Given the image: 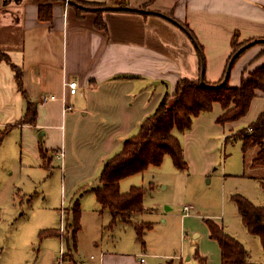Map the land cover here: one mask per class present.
<instances>
[{"label":"crops","instance_id":"1","mask_svg":"<svg viewBox=\"0 0 264 264\" xmlns=\"http://www.w3.org/2000/svg\"><path fill=\"white\" fill-rule=\"evenodd\" d=\"M46 1L0 0V50L11 58L10 62L0 60V153L9 143L12 155L8 165L0 167V173L11 174L3 182L2 192H8L15 206L26 201L33 206L32 193L40 191V174L49 168L51 178L56 171L60 178L57 194H50L53 189L45 184L47 204L56 212L48 215L41 228L34 229L43 244L38 255L26 257L27 262L144 264L151 254L146 251L140 252L144 260L140 253L122 249H101L89 259L81 255V233L85 210L89 208L84 199L94 194L92 209L100 217L99 225H104L103 212L109 216V223L113 221L112 214L102 210L92 189L101 184L99 175L104 162L137 133L143 120L155 111L166 92H174L181 78L199 79L203 72L208 83L219 82L236 33L241 40L251 39L254 44L231 67L230 85L239 86L264 62L262 58L253 61L264 47V0H80L100 6L81 5L78 0H53L51 18L42 19L40 4ZM99 10L105 28L96 24ZM11 62L22 70V89ZM72 80L78 82L75 93L68 85ZM51 95L55 98L45 99ZM29 104L36 109L33 122L24 120ZM216 105L220 107L218 113L207 116L209 111L202 112L194 117L190 129L175 132L189 168L197 162L189 144L192 139L196 142L201 152L197 156L204 159L202 169L197 171L205 174L214 165L206 142L211 145L215 134H222L225 142L240 141L245 168L248 152H244L243 140L232 134L264 112V91H258L248 113L237 120L219 122L224 108L215 102L213 111ZM230 168H234L229 171L233 176L246 175L244 168ZM259 172L256 183L263 187L264 166ZM63 195L68 206L66 225L77 202L81 207V229L75 242L72 237L73 246L68 228L63 236L57 221ZM60 211L62 216V207ZM190 215L196 214L183 212V217ZM229 233L236 237L232 231ZM62 237L67 245L61 258ZM143 244L146 246V241ZM212 249L200 248L197 252L206 258V264H222L217 241ZM168 256H173L169 260L174 264H183L182 255ZM178 256L180 262L176 261ZM191 258L187 256V260Z\"/></svg>","mask_w":264,"mask_h":264},{"label":"rangeland","instance_id":"2","mask_svg":"<svg viewBox=\"0 0 264 264\" xmlns=\"http://www.w3.org/2000/svg\"><path fill=\"white\" fill-rule=\"evenodd\" d=\"M238 42L243 41L239 38ZM262 50L264 47L258 54ZM261 58L264 60V55L259 59ZM259 59L257 61H260ZM218 110L220 107L216 105L214 111L212 109L207 112L210 114L207 116L218 113ZM244 125L241 123V126ZM236 133L232 134V137H236L238 135ZM210 141L211 145L209 141L206 143L207 149L211 148L208 152L214 160V165L208 174L197 171V169H202L204 159L197 156L201 152L197 150L198 145L192 139L189 145L193 149L192 156L197 158L194 168L191 166L186 170H181L175 166L171 155L166 154L162 164L152 165L145 172L122 180L123 192L133 185L146 189L145 208L142 212L135 213L130 222L116 220L109 223L110 219H106L109 216L103 212L101 222L104 225H99L100 217L92 209L96 199L93 193H89L84 199L89 203V208L85 210L83 233H81L83 234L79 250L81 255L89 259L92 255L95 257L101 249H122L132 253L143 251L151 253L146 257L144 264H165L173 257L169 258L168 255L174 254L184 257L183 264H204L196 257V252H200V248L212 252L216 241L208 233L207 221L214 220L223 223L229 232L232 231L236 238L246 244L250 261L264 263V248L261 239L247 231L237 204L232 199L235 193H242L252 201L264 205V189L256 183L257 175L261 174L259 170L264 165L251 164L256 151L253 148L247 151L244 168L240 141L225 142L222 134H215L214 139ZM11 158L10 145L6 143L0 153V167L7 166ZM231 166H236V169L244 168L246 175L243 177L231 175L229 171L234 169L230 168ZM10 177L11 174H7V171L0 173V218L2 217L0 221V264H46L35 263L33 260L28 263L26 257L31 259V256L38 255L42 248L43 241L35 234L34 229L41 228L48 215L53 216L56 212L47 204L49 198L45 197V184H49L53 189L50 194H57L60 178L57 171L51 178L49 168H46L40 174V191L32 193L34 205L28 206L26 201L22 206H15L9 200L8 192H2L3 182ZM27 197H30L29 194ZM186 204L191 205V211L196 215L183 217V207ZM60 207L68 208L64 195L59 204V212H61ZM59 212L57 221L60 226ZM146 222L151 223L152 228L144 227L142 239H140L138 226ZM71 223L72 217L67 227L73 246ZM196 234L198 237L195 238ZM94 240L98 244H95ZM143 240L146 241V246ZM65 243L67 245L66 240ZM188 255H192L193 258L187 260ZM180 257L177 258V262H180ZM209 257L212 261V256Z\"/></svg>","mask_w":264,"mask_h":264},{"label":"trees","instance_id":"3","mask_svg":"<svg viewBox=\"0 0 264 264\" xmlns=\"http://www.w3.org/2000/svg\"><path fill=\"white\" fill-rule=\"evenodd\" d=\"M52 1L47 0L40 4V18H51ZM77 2L87 6L101 5L80 0ZM96 24L101 28L106 27L101 10L98 11ZM238 39L239 35L236 33L232 38V52L228 59L227 68L219 82L210 84L205 79L203 82L201 78H181L174 92H166L155 111L143 120L137 133L129 136L124 141L122 148L104 162L99 175L101 184L92 189L95 191L102 210H108L112 214V222L116 220L130 222L135 213L142 212L145 208L146 189L142 186L133 185L128 191L122 192L120 187L122 179L145 172L152 165L162 164L166 154L171 155L177 168L188 169L189 164L185 158L180 138L175 133L176 130L184 132L190 129L194 117L202 112L211 111L215 102H220L224 108V113L218 117L219 122L237 120L248 113L251 102L258 91H264V62L256 67L248 77H244L239 86H231L229 78L223 83L233 56L245 44H248L233 58L231 67L254 44L251 39L242 40L243 42H238ZM263 55L264 50L257 54L253 61ZM0 60L10 62L11 58L6 52L0 50ZM12 65L16 71L18 84L22 89V70L14 63ZM35 117L36 109L29 104L24 120L33 122ZM250 129L252 130L250 131ZM237 133L238 137H236L243 140L244 152L247 153L252 148L256 150L252 164L254 166L264 165V112ZM261 184L264 187V178H261ZM232 199L237 204L247 230L251 234L259 236L264 247V205L256 204L242 193H235L232 195ZM80 218L81 207L77 202L73 209L70 225L73 229L74 242L77 232L81 229ZM207 223L210 236L219 243L222 264H264L250 261L248 259L249 252L244 243L226 231L222 224L214 220H208ZM144 227L151 228L152 224L146 222L138 226L140 239H142ZM196 256L202 263L206 262V258L200 256L198 252H196ZM166 264H174V261L171 259Z\"/></svg>","mask_w":264,"mask_h":264},{"label":"built area","instance_id":"4","mask_svg":"<svg viewBox=\"0 0 264 264\" xmlns=\"http://www.w3.org/2000/svg\"><path fill=\"white\" fill-rule=\"evenodd\" d=\"M68 85L70 87V91L72 93H75L76 90H77V87H78V82L77 80H72L70 82H68ZM48 98H55L54 95H51V96H46L45 99H48ZM252 129H250L251 131ZM191 205L189 204H186L184 207H183V211L185 213H189L191 211ZM67 225H66V220H65V208H62V216H61V231H62V234L64 236V234L66 233V230H67ZM63 241V240H62ZM64 242V243H63ZM62 242V245H61V249H60V257L62 258L64 255H65V241ZM142 260L145 259L144 255L142 254V257H141Z\"/></svg>","mask_w":264,"mask_h":264},{"label":"water","instance_id":"5","mask_svg":"<svg viewBox=\"0 0 264 264\" xmlns=\"http://www.w3.org/2000/svg\"><path fill=\"white\" fill-rule=\"evenodd\" d=\"M242 48H243V47H242ZM242 48H241V49H242ZM241 49H240V50H241ZM240 50H239V51H240ZM239 51H238L237 53H239ZM237 53H236V54H237ZM236 54H235V56H236ZM235 56H233V58H234ZM233 58H232V60H233ZM232 60L229 62V65H228V71H227V74H226V76H225V79H224L223 83L229 78V75H230V69H231V65H232ZM203 70H204V69H203ZM201 79H202L203 82H205V81H204V74H203V72H202Z\"/></svg>","mask_w":264,"mask_h":264}]
</instances>
